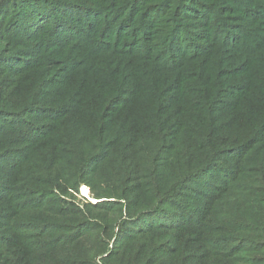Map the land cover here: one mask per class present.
Masks as SVG:
<instances>
[{"label":"trees","instance_id":"trees-1","mask_svg":"<svg viewBox=\"0 0 264 264\" xmlns=\"http://www.w3.org/2000/svg\"><path fill=\"white\" fill-rule=\"evenodd\" d=\"M217 10L212 20H218V26L208 33L205 45L179 49L172 43L181 44L185 38L176 34L168 43L157 44V33L130 32L134 24L123 32L111 27L102 33L101 26L100 31H90L85 50L92 61L100 59L103 51L106 59L113 55L110 64L116 67L109 74L118 77H105L102 71L94 70L92 75L98 76L43 79V84L51 80L50 87L70 95L54 105L55 135L46 137L49 146L42 149L41 140L34 158L24 162L57 163L55 169H59L62 152L53 144L55 138L65 137L61 146L72 172L67 179L62 177L67 181L65 188L56 184V177L62 174L56 170L47 183L51 190H37L23 179L24 170L15 171L12 184L5 183L10 193L0 197V264H96L107 248L88 246L93 232L84 231L86 214L72 212L66 219L51 223L38 215L30 221L31 216L23 215L21 208L16 210L24 198L33 207L39 205L32 202L49 205L61 190L78 191L82 183L98 200H117L115 206L105 209L111 217L110 231L115 236L119 228L118 243L125 230L129 236L128 241L116 244L105 264H264V190L261 193L257 183L240 171L246 162L264 170V131L260 132L264 109L255 117L247 113L253 116L247 127H235L240 115L237 95L246 94L247 87L235 83L238 77L234 73L249 61L240 60L238 45L228 51L231 45L218 41L232 34L251 37L258 27L249 31L231 27L225 19L228 15ZM237 10L254 18L247 8ZM97 35L101 37L95 40ZM124 39L133 42V49H128ZM103 41L107 44L100 47ZM33 74L31 71L23 77L31 80ZM76 78L83 90L79 93L74 89ZM172 89L177 94H170ZM27 142L24 137L22 142L21 134L7 129L0 136V159ZM258 180L264 188V173ZM11 198L15 202L7 209ZM133 198L139 205L128 213L125 207ZM35 212L40 213L41 207ZM193 214L201 221L188 222ZM134 226L142 233L131 235ZM169 230L182 232L191 245L208 235L212 243L170 255L163 247Z\"/></svg>","mask_w":264,"mask_h":264},{"label":"rangeland","instance_id":"rangeland-1","mask_svg":"<svg viewBox=\"0 0 264 264\" xmlns=\"http://www.w3.org/2000/svg\"><path fill=\"white\" fill-rule=\"evenodd\" d=\"M53 1L0 0V136L7 129H13L21 134L22 142L23 137L29 141L2 154L6 158L0 159V197L10 193L5 183H13L16 170H24L23 179L30 181L37 190H51L47 183L52 177V171L56 170L57 163H48L44 166L39 165L41 161L37 163L24 161H27L28 157L34 158L35 147L41 140L42 149L49 146L46 144V137L55 135L52 126L54 118L57 117L55 112L57 108H54V105L66 101L70 92L60 93L54 86H49L51 80L43 84V79L90 77L94 70L102 71L105 77H118L117 74L113 76L109 74L116 67L110 64L113 55H108L106 59V52L103 51L99 54L100 59L92 61L85 50L88 46V34L94 29L100 31L98 28L101 26L102 33L111 27L123 32L127 26L134 24L135 29L133 31L130 29V32L142 31L145 35L157 33L156 37L159 39L157 44L168 43L176 34L185 38V42L181 44L172 43L179 49H191L195 44L208 43V33L218 26V20L215 22L212 20L216 17V8L221 14L228 15L225 19L230 22L231 27L246 28V31L258 27L256 32L251 33V37L249 34L242 36L232 34L218 41L231 45L228 51L236 49L235 46L238 45L241 49V52L238 50L240 60L249 61L248 66H239L234 73L235 77H238L235 83H245L247 87L246 94L237 95L240 115L235 121V127H247L248 119H253L260 109H264V0H60L65 1L63 3ZM244 8H247L254 18H248L242 10H237ZM12 11L13 14L10 15ZM153 15L155 18H152ZM255 19L260 21L257 22ZM65 24L68 27L61 28ZM109 35L115 36L112 31H109ZM100 37L101 35H97L95 40ZM242 40L246 44L241 43ZM128 41L126 45H130L128 49H131L133 42ZM235 41L237 44H234ZM106 44L107 41H103L99 46L103 47ZM225 48L223 45V49ZM208 57L210 53L206 55V58ZM31 71L34 72L29 76L32 77L31 80L23 77ZM95 76L98 75H92ZM75 80L74 89L79 93L83 91L82 88H78L80 80L77 78ZM170 94L175 95L177 92L172 89ZM248 112L253 116L247 115ZM263 131L264 128L260 132ZM35 139L37 140L34 141ZM64 139L65 137L55 138L53 147L61 150L63 159L56 170L62 172L61 176L56 177V184H61L65 188L67 181L63 179H67L72 170L67 166L68 160L61 146ZM13 146L16 147L14 144ZM240 169L247 179L257 183L262 193L264 188L258 177L264 170L253 162L242 164ZM64 190H61L53 201L49 200V205L41 206L32 202L34 206L41 207L38 214L34 215L35 210L40 207L30 206L31 202L27 198H24L21 205L16 204V210L21 208L19 211L23 212V215L31 216L30 221H34V217L38 215L51 223L66 219L65 217L70 216L72 212H83L86 214L83 218L86 220L84 231L88 229L93 232L88 246L101 244L107 248V253L96 259V264H105L104 260L113 254L120 235L119 228L116 229L115 236L110 231L111 217L105 209L107 206H115L117 200L96 199L91 188L85 183L79 185L78 191ZM133 193L131 191V198ZM14 202L15 199L11 198L6 208H12ZM138 205L139 200L133 198V202L127 204L125 208L128 209V213H132L131 211H135ZM106 215L107 219L104 220ZM192 217L188 222L201 221L198 215L193 214ZM127 227L130 228L129 225ZM175 231H166L163 238V247L170 255L178 256L184 249L193 250L195 246L212 243L211 235H208L197 238L198 243L191 245L187 243V238L180 234L182 232ZM138 233L142 231L134 226L131 235ZM128 240L129 236L125 230L117 246ZM170 249H173L172 252Z\"/></svg>","mask_w":264,"mask_h":264}]
</instances>
